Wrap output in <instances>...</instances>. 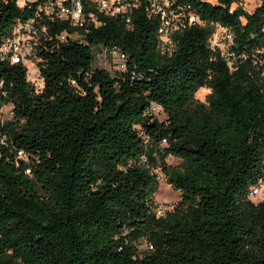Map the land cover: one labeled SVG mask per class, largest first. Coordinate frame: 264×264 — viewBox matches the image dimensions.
Instances as JSON below:
<instances>
[{"label": "trees", "instance_id": "obj_1", "mask_svg": "<svg viewBox=\"0 0 264 264\" xmlns=\"http://www.w3.org/2000/svg\"><path fill=\"white\" fill-rule=\"evenodd\" d=\"M130 1L127 16L85 4L87 32L52 26L81 40L39 51L41 91L25 65L0 60V109L12 107L0 125V264H264V200H251L264 181V0L252 12L173 0L201 23L174 35L171 55L159 18ZM36 7L0 0V44ZM217 26L232 33L224 55L210 44ZM97 46L123 51L125 69L94 67ZM156 170L180 192L163 216Z\"/></svg>", "mask_w": 264, "mask_h": 264}, {"label": "built area", "instance_id": "obj_2", "mask_svg": "<svg viewBox=\"0 0 264 264\" xmlns=\"http://www.w3.org/2000/svg\"><path fill=\"white\" fill-rule=\"evenodd\" d=\"M15 5L22 9L28 4H36V10L32 16L18 21L13 27L11 33L5 37L0 44V60L9 64L22 63L27 68V79L34 85L36 91L43 88V79L38 68L39 51L45 50L47 42L53 41L59 46L67 41L68 38L81 40L78 31L73 34L53 33L52 26L62 22H67L70 26L79 27L86 32V14L85 4L95 6L100 14L106 16H127L130 8L137 7V3L130 0H12ZM146 8L150 15L159 18L158 28V49L163 54L171 55L175 43L173 37L176 33L183 31L195 23H201L199 18L192 13H186L182 8L174 6L173 0H145ZM262 0H260L261 2ZM89 21L95 26L100 22L96 16L89 14ZM226 39V49L231 45L232 33L224 28ZM216 31V30H215ZM211 35L210 44L212 49H218L215 46V32ZM116 54V67L120 72L125 69L127 55L118 48L109 49ZM226 50V51H227ZM221 52V51H220ZM222 53V52H221ZM226 52L222 53L223 55ZM262 75H264V66H262ZM150 112L158 116L162 114V108L157 105H151ZM20 156L21 153H19ZM251 188V196L260 191L261 184ZM168 210V209H167ZM163 206H155L156 216H163L166 213ZM146 248L152 249V245L145 243Z\"/></svg>", "mask_w": 264, "mask_h": 264}, {"label": "rangeland", "instance_id": "obj_3", "mask_svg": "<svg viewBox=\"0 0 264 264\" xmlns=\"http://www.w3.org/2000/svg\"><path fill=\"white\" fill-rule=\"evenodd\" d=\"M242 6L248 12H252L260 3V0H241ZM215 46L222 53L226 52V39L225 32L221 27H216L215 29ZM116 54L113 51L103 47L97 46L93 48V66L97 68H103L107 70L111 75L118 73L116 65ZM209 91L205 88H201L195 94L196 100L199 102H205L206 96ZM12 118V107L11 105H4L0 109V125ZM159 119H163L164 115L159 114ZM167 163L171 166H178L180 161L174 157H168L166 159ZM154 173L157 175L158 179V189L154 194V205L163 206L166 210H172L180 200V192L173 189L167 182L165 176L159 171L156 170ZM251 200L254 203H258L264 200V183L261 184L260 191L258 194L251 196ZM138 251L142 252L146 249V245L143 240L138 244Z\"/></svg>", "mask_w": 264, "mask_h": 264}]
</instances>
